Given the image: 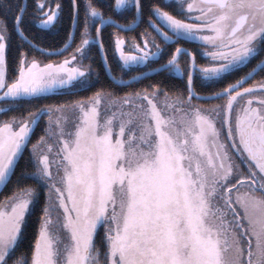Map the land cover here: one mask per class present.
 <instances>
[{
  "label": "snow or ice",
  "instance_id": "obj_1",
  "mask_svg": "<svg viewBox=\"0 0 264 264\" xmlns=\"http://www.w3.org/2000/svg\"><path fill=\"white\" fill-rule=\"evenodd\" d=\"M0 102V264H264V0H0Z\"/></svg>",
  "mask_w": 264,
  "mask_h": 264
},
{
  "label": "trees",
  "instance_id": "obj_2",
  "mask_svg": "<svg viewBox=\"0 0 264 264\" xmlns=\"http://www.w3.org/2000/svg\"><path fill=\"white\" fill-rule=\"evenodd\" d=\"M64 2H65V4H67V0H64ZM126 35H135V33H126ZM47 42H51V40L49 39ZM57 46H59V44H57ZM94 67H98V65H94ZM101 76L103 77V72H101ZM99 86L100 85H97L96 87H99ZM92 91H95V88H92V89L88 90L87 92H82V93H80V95L81 96L90 95ZM74 98H78V97H72V96H67V95L56 96V97H53L49 100H41V101H39V103H53V102H56L59 100H69V99H74ZM0 195H2V193H0Z\"/></svg>",
  "mask_w": 264,
  "mask_h": 264
},
{
  "label": "rangeland",
  "instance_id": "obj_3",
  "mask_svg": "<svg viewBox=\"0 0 264 264\" xmlns=\"http://www.w3.org/2000/svg\"><path fill=\"white\" fill-rule=\"evenodd\" d=\"M85 63H87L86 61H85ZM4 105H3V102H0V107H3Z\"/></svg>",
  "mask_w": 264,
  "mask_h": 264
},
{
  "label": "flooded vegetation",
  "instance_id": "obj_4",
  "mask_svg": "<svg viewBox=\"0 0 264 264\" xmlns=\"http://www.w3.org/2000/svg\"><path fill=\"white\" fill-rule=\"evenodd\" d=\"M201 63H203V61H200ZM259 77H257V79H258Z\"/></svg>",
  "mask_w": 264,
  "mask_h": 264
}]
</instances>
